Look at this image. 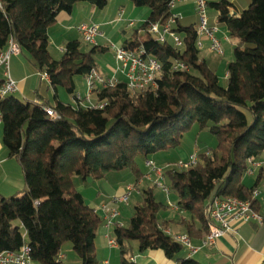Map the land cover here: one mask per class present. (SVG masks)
Returning <instances> with one entry per match:
<instances>
[{
  "label": "trees",
  "instance_id": "trees-1",
  "mask_svg": "<svg viewBox=\"0 0 264 264\" xmlns=\"http://www.w3.org/2000/svg\"><path fill=\"white\" fill-rule=\"evenodd\" d=\"M128 1L149 15L121 47L153 56L161 65L160 77L155 88L135 93L123 81L99 90L95 101L105 105L98 108L76 99L74 78L96 71V55L109 48L95 45L83 51L73 40L55 60L48 50V29L60 13H70L78 4L103 10L108 0H0V52L6 51L9 41L15 43L33 68L48 77L54 91L53 104L47 100L23 104L14 94L0 98L2 143L8 157L19 163L26 188L21 197L0 195V253H17L27 245L34 264H62L58 256L70 244L79 264H100L94 243L102 219L86 204L73 179L100 181L109 173L128 170L137 186L144 177L137 161L145 165L158 152L176 149L193 125L208 131L216 147L198 155L195 165L165 169L162 174L168 194L178 199V210L198 223L184 225L187 235H207L204 212L215 197L249 201L259 212L252 194L264 179V168L251 187L242 177L248 160L264 152V0H247L237 17L230 16L233 7L225 0L207 3L217 28H224L235 41L224 86L217 76L219 58L201 57L196 46V16L173 26L181 40L175 47L171 40L160 43L149 32L152 24L168 21L172 0ZM2 83L0 79V87ZM58 88L73 95L76 104L59 100ZM46 109L58 118L50 119ZM139 195L127 225L116 224L112 231L120 264H130L127 256L133 241L139 252L160 250L175 264H201L177 257L184 246L159 222L158 215L167 206L155 200L153 189L143 188Z\"/></svg>",
  "mask_w": 264,
  "mask_h": 264
},
{
  "label": "crops",
  "instance_id": "crops-1",
  "mask_svg": "<svg viewBox=\"0 0 264 264\" xmlns=\"http://www.w3.org/2000/svg\"><path fill=\"white\" fill-rule=\"evenodd\" d=\"M206 1L207 3L210 4V3H218L224 0H206ZM225 1L229 2L232 5L233 11L238 15H240L241 12L245 10L247 7V0H225ZM128 3L129 4H127L125 8L120 7L117 13V18L113 19L108 24L107 21L110 18L109 13L107 14L101 13L98 11V9H96L95 7L89 4L81 5V7H78V5H76L74 6V8L70 13H60L56 19L55 24L48 29V39H49L48 50L51 57L52 58L54 57V59H56L55 57H57V56H53L50 50L52 47L58 49L63 53L62 50L65 48V45L68 42L77 40V38L74 35V32L75 34L76 32L80 34L78 31L79 27L75 26L76 17L78 16L77 14L79 11L85 13V15L89 17V21H92L93 24H94V20L99 19L102 16V14H105V18L102 19L103 21L101 22V24H103L105 28L109 27V29L111 30H116L119 24H125V26L128 25L130 20L129 17H131L130 15L136 12V10L132 9L130 5L131 3L129 1ZM208 11H209V18L211 19L210 16L211 11L209 9ZM137 14H139L138 17L141 18L143 11ZM172 14L180 15L182 18L195 16L193 0H188L184 3L177 4L172 10ZM112 22L113 23L115 22L116 24L112 25ZM211 22L213 24H216L215 19L213 20L211 19ZM85 24H89V23H85ZM97 26L99 27V33L101 36L104 33L100 31L101 29L100 26L99 25ZM131 27L132 28L134 27V23ZM219 29L220 28H218V30ZM121 33L123 34L124 37H122L121 40H117L116 42H112V41L109 42V40H106V43L102 44L100 42H97V40L95 39L97 46L110 48L109 51L112 52L113 60H114V53L111 49V46L117 47L115 45H118V43L120 42H122L123 44L127 39L130 38V37L129 38L125 37L124 29H121ZM222 34L223 37L225 38L227 37L226 30L222 32ZM58 37L61 38L57 39ZM201 37L204 40V41L201 40L204 48L205 44L209 45V41L205 38V36H201ZM88 50H90V48L84 49L83 51H88ZM209 53H210L209 49L207 48L205 57L209 56ZM9 76L16 83L17 90L23 92L29 81L30 75L28 74L20 77L19 76L11 77V75ZM225 76H226V66L223 75L224 79ZM56 94L58 96V99L60 100L58 90L56 91ZM41 102H42L41 100H37L36 104H41ZM255 161H257L258 163H264V152L257 159H255ZM261 168H264V166H262ZM259 169L256 170L255 173L256 175ZM148 173L149 171L144 174L143 179L140 180L137 186L133 184V186L136 189V192L138 193L132 194V196L134 194H137L134 204L131 205L132 208L140 200L139 190L143 189V185L142 188H140L139 185L143 184V180H147L146 182H148L149 184L150 182H152L146 178V175ZM120 174H123V171L109 173L104 178V180H100V181H96L91 178L87 179L84 182L78 178L73 179V184L75 188L78 190V192H80L86 204L90 208L94 209L96 213L99 215V217L102 219V224L98 228L94 243L96 259L100 264H103L104 262L108 264H120V255H119L118 247L109 246L108 238L113 239L112 231L113 228H115L116 224L119 227H125L127 223H125V221L123 220L122 213L117 206L119 217L116 220H114L110 226H107L106 225L107 214L103 211V207L105 206L112 207L113 200L121 196L125 192L127 186H132L131 184L132 181L130 179V176L128 177V175H125L126 177L124 178H127L126 181L120 182V179L122 178ZM22 178L23 175L19 163L16 161L13 162V160L8 157V154L6 153L5 149H3L0 143V195L3 197H10L18 194L21 191L24 192L26 188ZM108 178H112L113 181H109ZM151 179L153 180L154 177L152 176ZM125 183L127 184L123 186V184ZM262 184H264V179H261V181L258 184L257 189L259 191V195L257 197V200L259 202L258 213L263 217L264 216V185ZM2 186H4L5 188L2 189L1 188ZM177 201H178L177 197H175V199H171L170 201H168L167 209L165 210L166 213L164 215H161L160 217L158 215V218H160L159 222L164 223L165 225L164 231L169 235H182V234L187 235L184 225L193 224L195 227H197L198 223L192 221V219L187 213L178 210ZM188 237L190 239L191 245L197 249V252L191 255L190 251L186 249L187 250L186 254H179L177 255L178 258H192L201 264H217L219 262H222L223 264H264V222L262 225H258L254 222L239 225L238 227L235 228L234 233L225 235L222 238L216 240L215 243L210 247L208 246L203 247V242L206 237L205 234H201L199 237H191V236ZM72 251H73L72 246L70 244H65L62 247L60 253V255L63 256L61 260L62 264H63V260L66 259L64 253L72 252ZM127 260L130 264H175L174 259L173 260L167 259L164 256V253L160 250L157 251L147 250L144 252H139L138 243L134 241L129 243V255L127 256ZM73 261L77 262V259L76 260L74 259Z\"/></svg>",
  "mask_w": 264,
  "mask_h": 264
},
{
  "label": "built area",
  "instance_id": "built-area-1",
  "mask_svg": "<svg viewBox=\"0 0 264 264\" xmlns=\"http://www.w3.org/2000/svg\"><path fill=\"white\" fill-rule=\"evenodd\" d=\"M188 0H172L170 3L171 11L179 3H184ZM195 5V16L197 18V34L198 38L196 46L198 49H203V43L201 36L209 41V52L221 56L222 50L220 42L215 38V34L218 28L215 24H212L209 18V11L206 0H193ZM230 16H239L234 11H230ZM180 15L171 14L168 21L159 25L158 23L152 24L149 27V32L160 42L165 43L167 40H171L175 47L181 46V40L172 31L173 26L177 21L181 20ZM117 22V21H115ZM112 22V25L116 23ZM132 22L128 23L131 27ZM78 31L86 44L96 45L95 39L100 36L99 27L95 24H82ZM114 53V60L116 63L115 74L112 77L104 78L100 76L97 71H92L86 78L87 82V95L84 99L80 95H76V99L80 103H89L91 95H95L96 92L109 87H114L121 81L125 82L126 88L129 92L134 93L146 88H155L156 81L160 77L161 65L160 63L150 55H145L143 51H130L120 47L111 46ZM64 51V49L62 50ZM20 53L19 47L12 41L8 42L6 51L0 52V69L3 71L5 79L0 87V98H4L8 95H13L17 92L16 83L9 76V60L12 55H18ZM180 69H186L185 65H180ZM119 74L122 79L116 77ZM41 79H47L46 75H41ZM40 105V104H37ZM105 104L100 103L97 105H85L86 107H98L102 108ZM46 114L50 119H57V114L52 109H46ZM2 123V114L0 112V125ZM188 163V164H187ZM197 163V156L193 155L186 163L179 162L176 168L179 170L187 169ZM248 167L246 173L254 175L255 171L264 166V163H258L255 159L248 160ZM145 167L149 173L146 178L152 181L154 177L157 186H159L166 194L168 189L161 183L162 174L164 169L157 166L152 160L145 161ZM155 184V183H153ZM133 193L136 192L135 187L127 186L125 192L113 200L112 207H103V211L107 214L106 225L110 226L114 220L119 217L117 206L120 204H127ZM259 195L258 189H255L252 194V198L255 199ZM117 205V206H116ZM205 218L208 221V233L203 242V247L212 246L216 240L222 238L225 235L234 233L236 227L246 223H256L258 225L263 224V217L254 211L251 202L242 201L235 198H213L206 205ZM176 242H179L193 255L197 252V249L191 245L188 235H171ZM109 246H117L114 239L108 238ZM63 256L59 254L58 260H62ZM0 264H34L30 257V249L27 245H24L17 253L1 252ZM103 264H108L104 262Z\"/></svg>",
  "mask_w": 264,
  "mask_h": 264
},
{
  "label": "rangeland",
  "instance_id": "rangeland-1",
  "mask_svg": "<svg viewBox=\"0 0 264 264\" xmlns=\"http://www.w3.org/2000/svg\"><path fill=\"white\" fill-rule=\"evenodd\" d=\"M127 4H129L128 0H108V5L106 6V8L103 10H98V11L101 13H106V14L109 13L110 18L107 21V24H108L110 21L117 18V13H118V10L120 9V7L125 8ZM81 5H87V4L81 3V4H78V7H81ZM130 5H131L133 10H136V12L134 14H131L130 15L131 17H129V19H130L129 22L132 21L134 23V27L132 28V27H129L128 25L125 26V24H119V26L116 30H111V29H109V27L105 28L103 26V24H101V22L103 21L102 19L105 18V14H102V16L99 19L94 20V24L99 25L101 28L100 31H102L104 33L101 36H98L96 38L97 42L105 44L106 40H109V42H111V41L116 42L117 40H121V38L124 37L123 34L121 33V29H124V31H125V37L129 38L134 33V31L136 29H138L141 26V24L147 20L148 15H149V12L147 9L136 8L132 4H130ZM194 10H195V5H194ZM141 11H143V14H142L141 18H139L138 17L139 14H137V13H139ZM77 15L78 16L76 17L75 26L80 27L82 23H89V24L92 23V21H89V17H87L85 15V13H82L79 11ZM224 31L225 30L223 28H220L217 31V33L215 34V38H217L220 42L222 55L216 56L212 53H209V55H212L214 57L219 58L220 66L218 67V70H217V76H218L219 84L221 86L225 85V81L223 78L225 66H227V64L233 60V49L235 48V41L234 40H231L228 37H226V38L223 37L222 32H224ZM74 35L77 38V40L80 42L82 50L88 49V48L91 49L94 46L91 44L84 43L81 35L78 34V32H76V34L74 32ZM60 38L61 37H58L57 39H60ZM201 40L204 41L202 37H201ZM121 44H122V42L118 43V45H115V46L120 47ZM208 47H209V45L205 44V47L202 50H200L201 57H205ZM50 50H51L53 56H57V57H55L56 58L55 60H59L62 57L63 53L61 51H59L58 49L52 47ZM53 59H54V57H53ZM95 60H96L97 66H98L97 72L100 76L105 77V78H109L115 74V70H116L117 66H116V64L112 58V52L111 51H108L105 54L96 55ZM28 74L30 75L29 76L30 78H29V81H28L24 91L20 92L19 90H17V92L14 94L15 98L18 99L23 104H30L31 106L36 104L37 100H41V101L47 100L48 102L53 104L54 92L51 90V88L48 84V80L47 79L46 80L41 79V74H39L33 68V66L28 62L26 54H23V53L20 54L19 53L18 55H12L10 57V60H9V75H11V77H15V76L20 77V76H24V75H28ZM42 75H44V74H42ZM116 77H118L119 79H122V77L119 74H117ZM0 79L1 80L5 79V77L3 75V71L1 69H0ZM74 84H75V94L80 95V97L82 99H84L87 95L86 78L83 76H76L74 78ZM58 93H59L60 100L62 102H65V103L70 104L72 106L75 105V100L73 98L74 97L73 95L67 94L63 88H58ZM81 104L83 106H85V105H94V106L97 105V103L95 101V95H91L89 103L84 102ZM0 140H1L0 143L3 147V149H5L3 146V143H2V125H0ZM215 147H216V139L211 134H209L208 131H199L197 126L193 125L189 129V131L184 133L183 138L181 140V143L176 149L158 152L156 155L152 156L150 159L157 166H159L160 168H162L164 170L169 169V168H173V167L176 168V165L179 162L186 163L189 161V158L193 155L197 156V162H198V160H199L198 155L206 153L209 150H213ZM5 151H6V149H5ZM6 153H7V151H6ZM11 159L13 160V162L16 161L13 158H11ZM137 163L140 166V170L142 171L143 174L148 172V169L145 167L144 162H141L140 160H138ZM250 168L251 167H248V169H250ZM254 171L256 173V170H254ZM255 173H254V175H249L248 173H245L243 175L242 180H243V183L247 187H251L254 184L255 179H256ZM120 175L122 177L120 179V182H125L127 178H124V177H126L125 175H128V177L130 176V179L132 181L131 184L132 185L134 184V177L132 176V174L128 170L123 171V174H120ZM22 179L24 182V178H22ZM111 179L112 178H108L109 181H113V179L112 180ZM146 181L147 180H143V184H140L139 187L142 188V185H143L144 189L147 187L152 188L154 198L158 203H161L164 206H167L168 201H170L171 199H175L176 196L174 193L170 192L169 194H166L159 186H157V183L155 182L154 179L152 180V182H150V184ZM153 183H155V184H153ZM161 183L166 185V186L168 185L167 181H165V180L164 181L162 180ZM126 184L127 183L123 184V186H125ZM262 185H264V184H262ZM1 188L4 189L5 187L2 186ZM23 194H24V192L21 191L16 196L21 197V196H23ZM136 195L137 194H134L131 197L128 204L118 205V208L122 213L123 220L125 221V223H128L129 218L131 217V213L133 212V208L131 207V205L134 204ZM166 209L162 210L159 213V217L166 213L165 212ZM186 252H187V250H186V248H184L180 254H186ZM64 255H65L66 259L63 260V264H76V263L79 264L78 257L73 251L72 252H65ZM74 259L75 260L77 259V262L73 261Z\"/></svg>",
  "mask_w": 264,
  "mask_h": 264
}]
</instances>
